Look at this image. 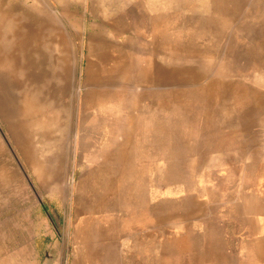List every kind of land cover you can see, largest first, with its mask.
<instances>
[{
	"label": "rangeland",
	"instance_id": "1",
	"mask_svg": "<svg viewBox=\"0 0 264 264\" xmlns=\"http://www.w3.org/2000/svg\"><path fill=\"white\" fill-rule=\"evenodd\" d=\"M263 146L264 0H0V264H187Z\"/></svg>",
	"mask_w": 264,
	"mask_h": 264
},
{
	"label": "crops",
	"instance_id": "2",
	"mask_svg": "<svg viewBox=\"0 0 264 264\" xmlns=\"http://www.w3.org/2000/svg\"><path fill=\"white\" fill-rule=\"evenodd\" d=\"M262 148L257 157L251 150L250 164L240 161L234 212L221 214L223 220L216 229L217 235L194 238L191 248L183 252L187 264H264V146ZM243 150L247 149L243 147ZM248 168L254 172L247 177L243 170ZM160 249L155 264H162ZM169 253L170 264H174V250L171 248Z\"/></svg>",
	"mask_w": 264,
	"mask_h": 264
},
{
	"label": "bare ground",
	"instance_id": "3",
	"mask_svg": "<svg viewBox=\"0 0 264 264\" xmlns=\"http://www.w3.org/2000/svg\"><path fill=\"white\" fill-rule=\"evenodd\" d=\"M161 22H163V21H161ZM164 23V22H163ZM161 25V24H160ZM6 61H8V60H6ZM88 70H89V67L87 68ZM94 93L95 92H93L92 91V95H94ZM104 96L105 95V93L104 92H101V93H99V96ZM256 96V95H255ZM259 98V97H258ZM159 99V98H158ZM115 100V99H114ZM263 108V107H262ZM147 112V111H146ZM146 115V114H145ZM260 115V114H259ZM148 117V116H147ZM125 118V117H124ZM131 119V118H130ZM142 119V118H141ZM132 122V121H131ZM120 123H121V119H119V118H117L116 120H115V125L113 126V127H111V129L112 130H116L118 127H119V125H120ZM143 123H145V122H143ZM127 124V123H126ZM125 125V124H124ZM123 125V126H124ZM143 126H144V124H143ZM146 126V125H145ZM140 128H141V126H140ZM139 129V128H138ZM147 129V128H146ZM145 129V130H146ZM126 130V129H125ZM117 131H119V130H117ZM131 131V130H130ZM133 131V130H132ZM146 132H147V130H146ZM149 133V132H148ZM126 136H124V138H125ZM69 139V138H68ZM143 139V138H142ZM144 141V140H143ZM142 141V142H143ZM137 143H139V142H137ZM135 145V144H134ZM119 147V146H118ZM246 147V146H245ZM246 149V148H245ZM121 151V150H120ZM245 152V151H244ZM256 152V151H255ZM130 153V152H129ZM135 153V152H134ZM116 159V158H115ZM121 159V158H120ZM254 159V158H253ZM108 160V159H107ZM118 160V159H117ZM125 162H126V160H125ZM119 164V163H118ZM197 164V163H196ZM250 164V163H249ZM169 169V168H168ZM250 188V187H249ZM253 188V187H252ZM242 194V193H241ZM242 197H243V195H242ZM241 197V198H242ZM246 197V196H245ZM245 199V198H244ZM249 203V202H248ZM246 205V204H245ZM247 206H248V204H247ZM80 212V211H79ZM78 215V214H77ZM256 215V214H255ZM98 242H100V241H98ZM74 243V242H73ZM90 245V244H89ZM4 247V246H3ZM264 247V246H263ZM3 250V249H2ZM92 250V249H91ZM7 251V250H6ZM101 251V250H100ZM78 260V259H77ZM95 260V259H94ZM96 261V260H95Z\"/></svg>",
	"mask_w": 264,
	"mask_h": 264
}]
</instances>
